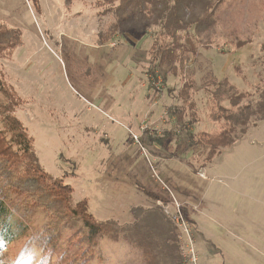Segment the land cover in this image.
<instances>
[{"label": "rangeland", "instance_id": "rangeland-1", "mask_svg": "<svg viewBox=\"0 0 264 264\" xmlns=\"http://www.w3.org/2000/svg\"><path fill=\"white\" fill-rule=\"evenodd\" d=\"M95 1L0 0V22L18 29L22 41L10 59L0 54V71L22 99L14 113L51 176L33 182L0 170V193L13 207V221L25 227L9 243L0 239V264H189L174 221L179 215L196 264H264V118H251L235 149L193 173L188 159L198 167L204 148L182 152L185 134H178L181 125L171 115L181 104V76L161 66L151 84L147 73L156 29L98 42L113 19L99 15ZM228 2L216 28L202 36L203 46L192 37L180 42L192 53L188 66L199 88L192 95L199 118L190 128L194 134L214 127L210 114L223 116L213 89L201 85L206 72L252 95L253 103L264 96V0ZM157 137L161 146L153 142ZM221 162L230 163L223 165L231 168L226 174ZM15 182L19 188L9 187ZM157 209L174 241L163 237L153 258L135 241L132 226ZM200 209L207 214L200 216ZM82 211L114 226L89 241L74 217Z\"/></svg>", "mask_w": 264, "mask_h": 264}, {"label": "trees", "instance_id": "trees-1", "mask_svg": "<svg viewBox=\"0 0 264 264\" xmlns=\"http://www.w3.org/2000/svg\"><path fill=\"white\" fill-rule=\"evenodd\" d=\"M66 2L68 3V0ZM231 4L233 3H229L228 0H96L94 2V6L101 10L97 12L99 15L111 14L113 19L106 31L99 34L98 42L111 40L118 33L127 40L131 36L129 31L148 33L150 29H156V34H154L148 49V55H150L153 65L147 73L151 78V84L159 79L155 75V70L161 66L166 68V74L173 76L180 74L181 76L184 85L176 96V100L181 104L173 105L175 111L171 115L175 117L176 123L181 125L178 134H185L182 137V152L188 153L193 147L204 148L205 155L198 167L193 168L192 162L188 159L193 173L206 168L221 155L223 150L231 148L237 140V133L241 135L246 133L251 118L259 120L264 118V96L262 101L253 103L252 99L250 100L252 95L244 96V93L238 92V89L227 79L219 81L211 72H206L201 85L205 87L204 90L213 89L212 102L218 103L223 116L211 118L210 114L208 119L214 126L211 130L195 134L190 132V128L199 122L192 98L199 88H197L195 73L188 66L192 53L185 49L180 42L192 37L196 39L198 46H203L202 36L209 35L214 26L216 28L219 22V13L230 8ZM222 5L223 8H221ZM207 42H209L208 38L204 43ZM246 42L248 43L245 41L244 45ZM21 45L20 31L0 22V54L4 53V58L10 59L14 51ZM242 46H237V48ZM0 95L2 96L0 98V170L9 175L16 172L24 173L33 182L38 179L50 182V174L39 165L35 156L33 138L27 133L26 128L14 113L15 107L22 99L13 86L5 80L1 71ZM246 97H250L247 99L248 102L241 105ZM223 102H226L227 105H221ZM183 112L186 114L182 115ZM158 139L160 138L157 137L153 142L161 146L162 142ZM180 142L178 140L177 145L181 144ZM18 184L17 182L11 183L9 187L19 188ZM55 185L67 191L72 190V187L64 185L62 182H55ZM146 195L152 197L149 192ZM55 200L51 202L57 203ZM6 202L7 198L0 193V239L9 243L16 238L17 234L23 233L22 229L25 227H21L13 221V207H9ZM139 212L142 213V211ZM74 217L78 218L89 241L107 235L114 226L112 221H101L89 211H82L81 214H75ZM161 218L157 209L151 214L149 213L146 218L142 217L140 225L138 222L132 226L136 236L135 241L144 246V251L147 253L155 251L159 253L163 245L156 243L162 242L163 237H168V241H174V238L170 234L168 235L169 230L164 228L167 224L161 225ZM156 235L159 237L156 238ZM176 254L177 252H175V256H177ZM158 255L154 253L153 258ZM175 256L173 258L177 262L178 256ZM173 258L170 256L169 263Z\"/></svg>", "mask_w": 264, "mask_h": 264}, {"label": "built area", "instance_id": "built-area-1", "mask_svg": "<svg viewBox=\"0 0 264 264\" xmlns=\"http://www.w3.org/2000/svg\"><path fill=\"white\" fill-rule=\"evenodd\" d=\"M135 138V137H134ZM136 139V138H135ZM174 221L178 228L181 230V236H183V239L181 241H184V249L186 252V256L188 257L189 264H196V254L194 252V245L192 242V239L190 238L189 232H188V224L183 219L182 216H174Z\"/></svg>", "mask_w": 264, "mask_h": 264}, {"label": "crops", "instance_id": "crops-1", "mask_svg": "<svg viewBox=\"0 0 264 264\" xmlns=\"http://www.w3.org/2000/svg\"><path fill=\"white\" fill-rule=\"evenodd\" d=\"M249 146H250V145H249ZM232 147H233V146H232ZM232 147H231V148H232ZM231 148H229V149H231ZM233 148L235 149L236 147H233ZM239 148H241V147H239ZM229 149H228V150H229ZM241 149H242V151H243V150H247V149H249V147H247V146H246V147L243 146ZM232 150H233V149H232ZM232 150H231V151H232ZM219 156H220V155H219ZM219 156H218V157H219ZM224 156H225V155H224ZM219 164H220L219 166L221 167L222 171L225 172L224 174H226V172L228 171V169H231V168H228V167H224V166H223V165L228 166L230 163L224 164V162H221V163H219ZM221 165L223 166V168H222ZM230 166H231V165H230ZM203 170H205V168H204ZM207 190H208V189H206V192H208ZM200 210H201V211H202V210L205 211V212H203V213L200 211V213H199L200 216H201L202 214L204 215V213L207 214L206 209H200ZM190 214H192L191 217L194 219V220H193V224L195 223L194 225L196 226V229H197V227L199 228V226H198V223H199V222H198L197 220H195V218H194V216H195L196 213H195V212H192V213H190ZM196 216H197V214H196ZM191 225H192V224H191ZM200 229H201V228H200Z\"/></svg>", "mask_w": 264, "mask_h": 264}]
</instances>
